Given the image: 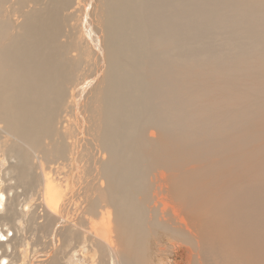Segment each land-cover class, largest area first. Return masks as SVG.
Masks as SVG:
<instances>
[{
    "label": "bare ground",
    "instance_id": "1",
    "mask_svg": "<svg viewBox=\"0 0 264 264\" xmlns=\"http://www.w3.org/2000/svg\"><path fill=\"white\" fill-rule=\"evenodd\" d=\"M0 177V264H264V0H0Z\"/></svg>",
    "mask_w": 264,
    "mask_h": 264
},
{
    "label": "rangeland",
    "instance_id": "2",
    "mask_svg": "<svg viewBox=\"0 0 264 264\" xmlns=\"http://www.w3.org/2000/svg\"><path fill=\"white\" fill-rule=\"evenodd\" d=\"M7 177H8V175H7ZM0 180H3L2 177H0ZM10 181H11V180H9V182H10ZM6 184H7V183L2 182L1 185H0V190H2L1 193H4V198H5V199H4V200H5L4 203L6 202V198H7V195H8V193H6V191H5V186H6ZM3 185H4V186H3ZM3 188H4V189H3ZM23 189H24L23 187H19V188H18V190H19L20 192H23ZM4 191H5V192H4ZM12 192H14V191H11V192H10V195H12ZM24 196H25V195L22 196V200L25 198ZM37 198H38V196H37L36 199L33 201L35 204H38V203L40 202V200H38ZM19 207L21 208L20 205H19ZM34 207H35V206H31L32 209H33ZM39 211H41V210L39 209ZM38 221H40V219H39ZM0 227H1V224H0ZM4 227H5V229H7L8 226H4ZM28 230H29V229H28ZM31 230H32V228L30 229V231H31ZM26 231H27V230H24V232L19 231L18 236H20L21 233H25ZM30 231H27V234H29V236H31V237L33 236V234H35V232H36L35 235H38V234L41 235V233H40L41 231H38V230H35V231H34V230H32L33 233L30 232ZM37 231H38V232H37ZM29 232H30L32 235H31ZM13 234H14V231H13V230L9 231V233H8V235H9L8 238L10 239V238L13 236ZM47 236H48V235H47ZM159 237H161L160 239H162L164 236H163V235H162V236L159 235L158 238H159ZM156 238H157V237H156ZM156 238H152V239H153V240L151 239V240H152V241H151L152 243L150 242L151 250H152V253H153V257H155V258H154L155 261L158 262V260L160 259V257H161L162 255H165V257H166L165 259H167V261H168V260H171V262H174V260H173L174 258H173V256H170V253H168V254H167V252L162 253L161 250H158L159 247H162L163 245H166V246H167V244L169 245V243H168L169 240H168L166 237H164L165 239L163 238L164 240L162 239V240H163V242H162V240H157L158 238H157V239H156ZM49 239H51V236H49V238L46 237L44 240H45V241H48ZM5 241H6V240H5ZM5 241H3V242H5ZM157 241H158V242H157ZM6 242H7V241H6ZM165 242H166L167 244H166ZM163 243H164V244H163ZM41 247H42V245H38V246H36V247H33V249L35 250V248H36V250H37L38 248L40 249ZM77 247H78L79 249H81L82 244H80V245L77 244ZM152 247H153V248H152ZM163 247H165V246H163ZM154 250H155V251H154ZM7 251H8V252H12V247L9 246V247L7 248ZM68 251L70 252V248L68 249ZM73 251H74V250H73ZM2 253H3L2 250H0V256L2 255ZM75 253H76L77 255H80V256H81V255H82V256H83V255H86V256H87V257L85 256V257H86V261H87L89 264H95L94 262H92V260L94 259V257H93V258H90V257H89L90 254H89V253H87V252H81V250H80V251L77 250V251H75ZM160 253H161L162 255H161ZM69 255H70V253H68L67 256L70 257ZM167 255H168V256H167ZM170 257H172V258L170 259ZM87 258H88V259H87ZM98 258H99V257H96V256H95V259H94L93 261H95V260H99ZM8 260H9V259H8ZM89 260H90V261H89ZM8 262H9V261H8ZM8 262H7V263H8ZM62 262L66 263V264H71V262H70L69 260H67V258H66V259H63ZM1 264H2V263H1ZM4 264H5V263H4Z\"/></svg>",
    "mask_w": 264,
    "mask_h": 264
}]
</instances>
